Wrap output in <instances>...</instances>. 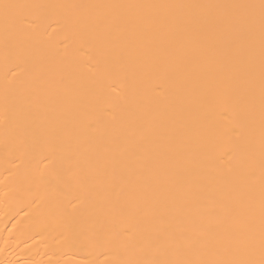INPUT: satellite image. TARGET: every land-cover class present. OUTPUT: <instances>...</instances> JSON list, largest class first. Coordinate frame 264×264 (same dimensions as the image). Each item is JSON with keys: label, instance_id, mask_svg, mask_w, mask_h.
Instances as JSON below:
<instances>
[{"label": "bare ground", "instance_id": "bare-ground-1", "mask_svg": "<svg viewBox=\"0 0 264 264\" xmlns=\"http://www.w3.org/2000/svg\"><path fill=\"white\" fill-rule=\"evenodd\" d=\"M0 264H264V0H0Z\"/></svg>", "mask_w": 264, "mask_h": 264}]
</instances>
